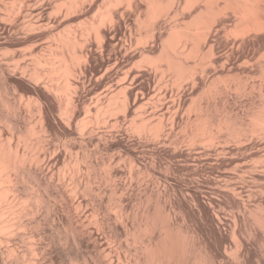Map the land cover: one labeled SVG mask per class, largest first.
Listing matches in <instances>:
<instances>
[{
	"label": "bare ground",
	"instance_id": "obj_1",
	"mask_svg": "<svg viewBox=\"0 0 264 264\" xmlns=\"http://www.w3.org/2000/svg\"><path fill=\"white\" fill-rule=\"evenodd\" d=\"M133 24L137 28L134 31H138L135 35L131 33ZM227 34L231 35L229 39ZM263 48L264 0H0V54L3 49L10 50L0 58L4 80L0 86V264H53L60 260L58 264H68L70 260L75 264H197L193 243L173 229L175 215L158 213V219L156 212L153 215L149 208L142 209V223L137 224L141 238L128 208L127 190L133 181L144 179L146 187L154 184L161 193L158 187L166 179L170 165L166 164L163 173L157 171L160 162L156 158L140 160L138 155H129V177L124 179L120 152L129 144L155 150L178 145L185 138L176 136L179 130L187 132L191 142L197 136L206 143L222 137H234L240 143L248 139L244 129L239 131L233 126L237 124L229 120L233 117H227L229 112L227 116L219 112L211 117L207 105L218 96L220 90L214 88L220 84L223 94L233 87L246 90L248 83L240 77L242 73L245 76L259 69L264 77V62L252 55V51ZM91 60L95 65L90 64ZM142 63L161 68L163 74L171 73L175 84H190L189 94L178 89L175 98H161L140 116L137 107L147 99L145 80L149 72L139 69ZM16 72L20 80L13 78ZM260 81L249 85L259 86L258 95L264 92V81ZM11 85L27 94L23 105L35 115L29 122L21 116V102L10 99ZM203 87L202 94L207 99L204 108L188 100L196 88ZM185 104L194 116L183 115ZM51 110L59 113L54 112L53 120ZM247 115L250 121H245V126L251 124L253 135L254 131L258 136L263 134L264 99L253 105ZM57 120L65 128L66 138L60 143L54 124L60 123ZM101 121L105 127L95 126ZM124 121L136 135L128 145L109 139L122 133ZM249 129L247 132H252ZM23 134V144L27 142L20 147L22 143L18 141ZM93 144L110 154L88 150ZM116 150L120 152L113 155ZM234 155L233 158L237 156ZM244 155L234 166L241 163L250 169L256 165L257 157L256 162H262L260 170H264L263 151L259 156ZM243 167L240 170H248ZM143 169L150 172L140 179ZM192 195L188 191L182 196L190 210L195 202ZM106 199L111 200L110 207ZM83 205L88 209L76 211ZM260 223L264 227V217ZM122 234L135 244L139 242V254L135 248L137 256L132 262L126 257L131 247L113 257V238ZM241 235L236 229L232 231L239 247L247 240ZM238 252V257L243 256Z\"/></svg>",
	"mask_w": 264,
	"mask_h": 264
},
{
	"label": "rangeland",
	"instance_id": "obj_2",
	"mask_svg": "<svg viewBox=\"0 0 264 264\" xmlns=\"http://www.w3.org/2000/svg\"><path fill=\"white\" fill-rule=\"evenodd\" d=\"M187 12H189L188 9L184 13L187 14ZM162 19H167V18H162ZM186 20L187 19H185V21ZM134 25L135 24H133L131 27L132 28L131 33H132V31L134 32L133 35H135L136 32L138 33L137 30L134 31V29H137L136 26H134ZM227 36L226 37L228 39L231 37V35H229V34H227ZM220 49L223 50L222 47ZM8 50L9 49H5V50L3 49L2 53L0 54V58H3L6 55H8L9 52H7V53L4 52V51H8ZM220 52H221V50H220ZM2 54H4V55L6 54V55L1 56ZM252 55L254 56V58L256 57V59L260 60L259 62H261V61H262L261 63L264 62V48L260 49V50L252 51ZM90 64L95 65V62L93 60H91ZM151 66L152 65H150L148 63L147 64L142 63L141 67L139 68L140 70L143 68L141 71H145V72H146V70L149 71L151 74L149 72H148V74H150L151 76H154L151 78L150 75H148V74L146 75L145 81L148 84L145 82V85H146L145 89L147 92V99L148 100L146 99L145 103L143 105L139 106L140 108L137 107V114L139 113L140 116H141V114H140L141 112L143 114L145 111H147L148 109L155 106V104L157 105L158 102L161 100V98H162V101L164 99H166L164 101H168L171 98L170 95H172L171 99H173V96L175 98L180 91H183V89L185 90L186 94H189L188 92L190 91V84H188L186 86L185 82L182 81V82H180L181 84L179 83L180 84V86H179V84H177V82L175 84L174 83L175 81H171L173 79L172 78L173 76L171 73L164 71L166 74H163L161 68H153L154 66H152V67ZM16 73H14L13 78L16 80H20V78H21L20 74L19 73L16 74ZM33 74H32V77H33ZM160 74H162V75L160 76ZM242 74L240 77L242 79L244 78L246 80L245 81L246 84L248 83L247 84L248 86L246 85L247 91L245 89H240L239 91L234 90L235 87H233V88L228 89V91L224 92L225 94H223V91L221 89V84H220V86H218L219 89L217 87L214 89L220 90L221 92L219 91L220 92L219 93L217 91L218 96L215 95L216 97H214L212 99V101H210V103L207 105V109H208L207 113L210 112L209 115L213 116L215 114H219V112L223 113V114H225V112H226L225 115L227 116V112H229L227 117L229 118V116H230V118H231L233 116L229 120H231L233 124L234 123L237 124V125H233V126L234 127L237 126L235 128L239 127V129H238L239 131H240V129L242 131L244 129L245 133L247 134V135L246 134L245 135L248 139L243 138L241 141L242 143H244V142L247 143L244 146L242 143H240V141L238 142V141L234 140V137H233V139H232V137H231V139H229L230 137L229 138H227V137L223 138L222 137L221 139L216 140V142L207 141V143H206L205 140L204 141H202L201 139L199 140V138H197L198 137L197 136L196 138H193L192 142H191V140H189V139H191V137L188 136L189 134L187 135V134H185L187 132H185L183 130H179L177 132L176 136L180 137L181 139H183L184 137L185 138L183 139L184 141L183 140L180 141L178 145L172 144V145H168L167 147H159L156 150L151 149V147H144L141 149L140 147H135L132 144H129L130 143L129 139L133 138V137L135 138L136 135L133 133V130L131 129L130 124L128 122H125V121L122 124V133L120 135L114 134V136L112 135L111 137H109V139L112 141H120V142L122 141L123 142L122 144H124V145L129 144V146H128L129 148L127 150L123 149V150H121V152H120V150L118 152L116 150L113 153V155H116L119 152H120V154L121 153L123 154V155L119 154L121 156V159L119 160V162L121 164L120 163L119 164L122 165L121 166L123 168L122 178H124V179L129 177V173H128V169H127V162L129 161L130 157H132L134 155H135V157H137V155H138L137 158L140 160L143 158L151 157V156L156 158L160 162V166H161V167L160 166L158 167L160 170L157 168V171H160L163 173H165L164 170H166L165 169L166 164L170 165V167L167 168V170H166V174H167L166 179L164 181L162 180L161 184L158 187V189H159L158 191H160L161 193L156 191V189H157L156 185H154V184L152 185L150 183L146 187L145 184L143 183V181H144L143 178H145L150 171L147 170L148 171L147 172L146 170L143 169L141 171V173L144 171L143 174H141L139 172L140 173V175H139L140 179H143V181H140L139 183H136L135 181H133V183L131 184L132 187L130 186L129 189L127 190V196H128L127 197L128 198L127 204L129 206L128 208H129V211L131 210L130 212H132L131 217H133L132 218L133 223H134V226L136 227L137 231H139V229H140V226H138L137 224L140 223L141 215H142V213H141L142 209H145V208L148 209L149 208L148 212L150 211L149 213H151L153 215L156 212L157 214H155V215L158 219H161V216H158V213L160 215H163L164 212H166L164 214V215H166L168 212H171L172 215H175V216H173V229L174 230L176 229V232L178 231L177 233H179V232L182 233L183 236L186 235V237L190 239L189 241H191L193 243V251L196 252V253H194V255L197 256L196 257L197 258V264H241V263L242 264H264V227L260 223L261 218L264 217V198H263L264 197V192H263L264 191V177H263L264 176V173H263L264 170H262V171L260 170L261 167H259V166L261 165L262 162H260V165H259V163L256 162V159H258V158L255 157L257 155L259 156V154L262 151L264 152V150H263L264 149V143L263 144L261 143L262 140L264 141V139H263L264 133L261 134L262 136L260 135L261 136L260 137L254 131V135L256 137H258V138H256L253 135V129H251L252 127H250L251 124L250 125L247 124L246 126L244 124L245 121L247 123H249V121H250V117H249V119H247L248 118L247 114L250 113L251 109L253 108V105L255 106L259 101L264 99V96H262V93H264V92L261 91L262 93L260 95H258L259 94L258 91L260 92V90L257 89L259 87V86L257 87L258 82L260 80H262L260 82L263 83L264 77H262L259 69L255 70L254 73L249 74V75L245 74V76H244ZM1 77H2V75H0V86L3 85V83H4L3 77L2 78ZM149 77L151 80L149 79ZM261 77L263 79H261ZM33 78L36 79L37 76L33 77ZM39 79H40V77H38V81H39ZM147 80L148 81L150 80V81L148 82ZM34 81H37V80H34ZM219 83L223 84V82H219ZM253 83H257L255 85V87L249 86ZM147 88H148V91H147ZM249 88L250 89L252 88L251 91ZM13 89H15V90H13ZM253 89H256V90H253ZM203 90H204V87L200 88V89L196 88V90H194V92L190 95L188 100L192 101V103H195L197 105V107H203L204 108L207 99L205 97H203V94H202ZM241 90H244V92ZM176 91H178V92H176ZM161 93L166 98L161 97V96H163ZM160 94H161V96H160ZM9 96H10L11 100H14V99L16 100L14 103L19 104V102H21L20 103V105L22 104L21 105V107H22V110H21L22 115L21 116H23V119L26 120V122H29L30 120L35 118L34 112H32L30 109H28V106H25L26 105L25 101L27 100V94L22 93L20 90H18V88H14V86L11 85L10 91H9ZM259 96H262L261 100H260ZM189 101L187 102V104L191 103ZM23 104H25V105H23ZM31 104L33 105L35 103L31 102ZM187 104H185V107H184L183 112H182L186 118L191 113V110H189L190 108H188ZM202 105H204V106H202ZM250 105L252 107H250ZM224 107L226 108V110ZM186 108H188V109H186ZM247 111H248V113H247ZM52 112L53 111L51 110L50 118L52 117L51 119L53 120V118L55 117L54 115H56L58 113V111H56V110L54 111L56 114L54 112L53 113ZM27 113H29V114H27ZM193 114H194V112L192 111V113L190 115L194 116ZM31 115H32V117H31ZM26 117L28 120L26 119ZM241 121L242 122L244 121V122L242 123ZM57 122H60V121L57 120ZM54 124L58 127L57 128L58 135L61 138L60 141H58V142L60 143L63 138L64 139L66 138V136L63 137L64 136L63 132L65 131V128L63 127L64 125L61 122L60 123H54ZM97 124L95 126H98V127L104 126L105 127V122H103V121H101ZM239 124H240V126H238ZM124 126H126V127H124ZM241 126H243V127H241ZM244 126L246 127V129ZM113 127H115V126H112V128ZM249 127H250L252 132H247ZM62 128H64V130ZM25 135H26V133H25ZM185 135H187V136H185ZM23 136H24V134L22 135V138H20L21 140L18 141V143L20 142L19 145L22 143L21 144L22 146L20 145V147H24L23 145H26L25 143L27 141L24 144H23V142L25 141V139L26 140L29 139L28 138L29 136L26 135L27 137L25 139ZM249 137L251 138L250 140H249ZM67 138H69V137L67 136ZM50 139H55V137L51 136ZM255 139H258V140L254 141ZM126 140H127V143H126ZM217 141H218L219 146L217 144ZM200 142H204V143H200ZM235 142H236V144H235ZM223 143L224 144L226 143V145H224ZM257 143H259V144H257ZM260 143L262 145H260ZM93 145H89L87 147V148H89L88 150H96L97 149V147H95L96 145H94L95 148L93 147ZM237 145H240V146L238 147ZM257 145H258V147H257ZM246 146L248 147V148H246L247 151L244 149ZM260 147H262V149ZM132 148H134V150ZM149 148H150V150H149ZM99 149L103 154L105 153V155L107 154L106 156H108L109 152L107 153L106 152L107 150L102 149L101 147L98 148L97 150H99ZM219 149H221V150H219ZM227 149H229V151ZM241 150L242 151L244 150V152L246 151L247 153H250V154H252V153L255 154V156H254L256 158L255 161H254L253 157L251 159L252 161H254L256 163L255 166H250L252 163L255 164L252 161H251L252 162L251 164L249 163L250 161H248V163L250 164L249 166L252 167L250 169H249V167H243L244 165H242L241 163H240V165H242V166L237 165L240 168H238L237 166H234L236 161L241 160L243 158L241 156H243L244 154L245 155L247 154L246 152L245 153L240 152ZM248 150L250 152H248ZM258 150H260V151H258ZM232 151H234L233 153L235 155H237V156L234 155L235 157L238 158L237 160L234 159L235 157L233 158ZM142 153H143V155H142ZM230 153H232V155ZM129 155H132V156H129ZM219 155H220V157H219ZM231 156H232V158H231ZM242 167H243V169L246 168L248 170H243V171L240 170ZM252 169H253V171H252ZM262 169H264V167ZM235 171H237V172H235ZM223 178H226L227 180H230V181H227L226 179L223 180ZM224 181H227V182H224ZM103 185L107 186L106 184H103ZM237 186L239 187V189H237L238 188ZM229 187H230V189H229ZM69 188H70V186H69ZM221 188H223V189H221ZM237 190H239L238 193H237ZM188 191L191 192V194H193L192 196H193L194 201H195L194 207L192 210L189 209L186 201L182 199V196L183 195L186 196V192H188ZM69 192H70V190H69ZM152 192H153V194H152ZM156 192L159 193L158 197L156 195L157 194ZM256 193H258V194H256ZM69 194H71V193H69ZM146 194H148V195H146ZM151 194H152V196H151ZM239 194H241V195H239ZM139 195H140V197H139ZM159 195L160 196L162 195V197H160ZM210 195H212L213 197ZM238 196H239V198H238ZM149 197H150V199H149ZM243 197H244V199H242ZM164 199L166 200V204L163 203ZM106 203L108 204L109 207L111 206V200L109 201L106 199ZM154 205H156V206H154ZM146 206H148V207H146ZM80 207L79 206L76 207L75 208V209H77L76 211L88 209V206L86 208V205H83ZM160 207L162 210L160 209ZM147 209H145V210H147ZM169 209H170V211H169ZM175 209H176V211H175ZM134 220H136V221H134ZM257 220H259V222H257ZM248 228H249V230H248ZM234 229L239 231L240 235L242 234L241 236L243 238L245 237L244 239H247L246 244L243 246H240L241 248L239 247V245L237 246V242H235V239L232 238V231ZM240 230H241V232H240ZM139 232L141 233V231H139ZM250 232H252V233H250ZM142 235L143 234L141 233L140 234L141 238L143 237ZM246 236H248V237H246ZM125 237L126 236L122 234V235H118V237L116 236L115 238H113L112 243H113V247L114 246L115 247L113 248L114 250H112V253L113 254L116 253L115 255H113V257L114 256L116 257L118 252H120V253L122 252L121 254H124L123 252H125L127 250V248L131 247V248H129L130 252L128 251L129 249L126 251V253H127L126 255H128L126 257L130 258V260L128 259L130 262L131 260H133L132 259L133 257L135 258V256H137L136 253L139 254V250H137V248H136L138 246L137 244H139V242H136V244H135L132 241V239H130V238L128 239V237H126V238ZM145 237L147 238L148 236H145ZM146 238H144V240ZM132 243H133V246H132ZM234 243H235V245H234ZM118 246L120 248H118ZM122 248H123V250H121ZM135 248H136L137 252H136ZM237 252L240 255L242 254L243 256L238 257ZM234 253H236V254H234ZM70 261H72V262H70ZM70 261L68 262V264L69 263L70 264L77 263L75 260H70ZM59 262H61V260ZM59 262H57V263L53 262V264H58Z\"/></svg>",
	"mask_w": 264,
	"mask_h": 264
}]
</instances>
